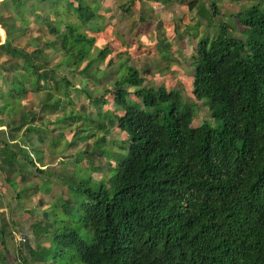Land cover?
Instances as JSON below:
<instances>
[{"label":"trees","instance_id":"1","mask_svg":"<svg viewBox=\"0 0 264 264\" xmlns=\"http://www.w3.org/2000/svg\"><path fill=\"white\" fill-rule=\"evenodd\" d=\"M29 1L35 4L31 8L49 2L44 10L54 14L55 22H65L62 31L47 26L54 40L44 44L60 50L67 66L76 68L85 61L79 73L88 78L106 73L100 66L90 69L93 59L89 50L94 39L79 30L80 24L101 18L95 1ZM10 2L15 15L8 24L0 16V27L5 29L0 53L26 64L21 82L42 81L49 87L46 97L67 98L69 81L46 67L48 60L40 57V47L26 51L11 44L10 28L25 6L22 0ZM131 2L121 3L119 8L129 12ZM208 6L210 14L216 13L213 2ZM70 13L76 22L59 18ZM242 22L244 38L229 33L223 25L211 39L198 38L191 56V94L197 100L206 98L210 116L220 119L217 128L204 122L192 126L190 109L177 111L176 90L143 88L137 69L119 54V77L110 87H97L101 91L93 103L103 102L106 94H111L119 109L112 123L124 133L120 142L126 141V146L117 144L114 152L106 154L113 163L107 165L99 181H92L89 175L76 181L78 171L67 175L64 185L70 196L51 202L42 211L48 219L42 226L39 222L30 224L33 235L46 238L47 245L36 243L32 249L24 235L15 240L16 245L25 244L38 264H53L70 249L82 264H264V0L247 7ZM105 50L104 45L97 57ZM5 60L0 61V75L3 70H15L16 63ZM16 77L3 75L2 80L11 83ZM19 99L11 88L0 87V126H7V130L0 129V169L11 185L8 175L28 169L41 174L46 167L41 152L29 138L17 133L24 124L25 132H35L38 140L43 133L41 127L30 124L33 114L20 111ZM58 102L56 98L47 106L55 110ZM160 104L164 106L161 116L143 111V105ZM62 115L80 119L71 111ZM75 129L82 131L79 126ZM87 136L91 134L82 133L77 139ZM101 141L94 143L89 154L104 155L97 150ZM86 152L73 157L79 161L83 154L91 163ZM58 163L63 164V160ZM89 181L96 188L86 184ZM11 225L0 213L1 236L14 234ZM5 259L0 250L1 264H7ZM16 263L32 264L23 258Z\"/></svg>","mask_w":264,"mask_h":264},{"label":"rangeland","instance_id":"2","mask_svg":"<svg viewBox=\"0 0 264 264\" xmlns=\"http://www.w3.org/2000/svg\"><path fill=\"white\" fill-rule=\"evenodd\" d=\"M22 1L25 10L21 16H16L14 27L10 28L11 44L26 51L40 47V57L48 60L46 67L53 68L58 76H64L70 84L67 98L63 95L46 97L48 84L42 81L35 84L33 79L21 82L19 79L22 73L27 71L26 64L19 58L10 59L5 52L0 53V61L6 59L7 62L16 63L14 71H2L0 87L3 90L11 88L15 97H20V111L34 115L30 124L43 129L41 140H38L35 132H25L26 124L21 126L17 133L29 138L31 145L41 152L42 162L46 166L45 173L41 174L28 169L8 175L13 185L6 180V173L0 169V213L12 223L11 229L14 231L10 236L0 235V250L6 256L7 264H17L16 260L21 258L32 264H38L29 255L25 244L16 245L15 240H22L24 235L25 241H28L32 249L35 248L36 243L47 245L46 238L33 235L30 224L39 222L38 224L42 226L48 221L42 211L48 209L51 202H58V199L70 196L64 185L67 175L71 176V171L75 173L78 171L75 174L76 181L86 180L88 175L92 181H99L105 174L107 165L113 163L106 154L114 152L117 144L124 146L127 144L126 141L120 142L125 139L124 133L117 130L112 123L119 109L113 104L111 94H106L103 102L93 103L94 97L101 91L97 87H110L113 80L119 77L116 71L118 55L126 56V64L137 69L143 78V88L162 86L165 90H176L177 111L188 107L192 113V126L204 122L217 128L220 119L210 116L206 98L197 100L190 91L191 56L194 54L195 42L201 37L211 39L223 25L229 33L240 34L238 37L244 38L246 31L242 19L245 17V10L261 0H193L191 6H188L191 0H130L132 2L129 12L119 8L121 3L129 0H87L97 3L101 18L80 24L79 30L88 36H93L94 39L89 50L93 59L90 69L95 66L106 69L103 76L92 78L78 72L85 61L76 68L69 67L60 50L44 44L46 41L54 40V34L49 30L48 25L56 26L61 31L65 28V22H55L54 14L44 10V6L49 5V2L39 8L34 6L31 8V5H35L33 2ZM210 2L214 3L213 10L216 13L210 14L211 7L208 6ZM10 3V0H0V16L4 17L6 24L9 23V18L15 15ZM198 11H201V14ZM140 14L142 18L138 19ZM59 18L63 21L76 22L71 13L67 16L59 15ZM19 24L24 27H18ZM20 29L22 33H19ZM4 31L5 29L0 27V42L5 38ZM104 45L107 50L98 58V51ZM42 58L37 61L40 62ZM109 59L111 64H108ZM3 75L17 77L9 83L2 80ZM56 98L59 101L57 109H49L47 105ZM129 99L138 102L133 95H129ZM163 109V104L150 107L143 105V111L156 112L159 116L162 115ZM70 111L80 119H66L65 115H62ZM18 114L14 115V118H17ZM1 117L7 119L4 115ZM76 126L82 131L76 132ZM0 129L7 130V126H0ZM58 132H62L63 136H58ZM82 133H90L91 136L77 139ZM1 138L2 134H0ZM70 141L74 142L69 144ZM96 141H101L97 150L102 152L103 156L97 153L93 156L89 154L90 148L92 149ZM64 143H67L66 147ZM81 151H87L92 164L83 154L79 161L77 158L74 159L73 156ZM124 152L123 150L122 153ZM68 154L71 156L67 157ZM99 159L100 163L97 162ZM59 160H63V164L58 163ZM36 166L40 165L36 163ZM86 184L96 188L94 182L89 181ZM1 241L4 242V247ZM53 264L82 263L70 249L69 252L53 260Z\"/></svg>","mask_w":264,"mask_h":264}]
</instances>
